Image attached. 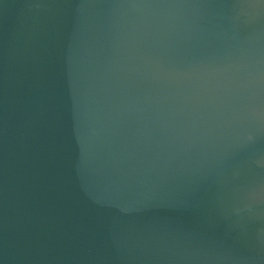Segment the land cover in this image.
<instances>
[{"label":"water","instance_id":"water-1","mask_svg":"<svg viewBox=\"0 0 264 264\" xmlns=\"http://www.w3.org/2000/svg\"><path fill=\"white\" fill-rule=\"evenodd\" d=\"M0 264H264V0H0Z\"/></svg>","mask_w":264,"mask_h":264}]
</instances>
